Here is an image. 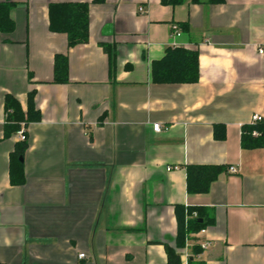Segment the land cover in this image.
<instances>
[{"label": "crops", "instance_id": "0c3cea01", "mask_svg": "<svg viewBox=\"0 0 264 264\" xmlns=\"http://www.w3.org/2000/svg\"><path fill=\"white\" fill-rule=\"evenodd\" d=\"M58 2L88 4L86 43L69 48L49 29L48 5ZM9 16L13 29L0 34V264H167L176 206L205 211L206 232L186 240L210 241L196 259L264 264V148L241 145L253 115L264 123V0H16ZM103 45L115 51L113 77ZM171 46L198 52L197 82L151 81V63ZM56 55L67 57L65 83L53 81ZM30 93L40 118L26 126L24 181L13 184L20 140L4 101L11 95L26 112ZM189 165L225 171L189 195Z\"/></svg>", "mask_w": 264, "mask_h": 264}, {"label": "trees", "instance_id": "16d2710c", "mask_svg": "<svg viewBox=\"0 0 264 264\" xmlns=\"http://www.w3.org/2000/svg\"><path fill=\"white\" fill-rule=\"evenodd\" d=\"M102 1V0H96ZM163 4L176 5L183 0H161ZM198 2L200 0H192ZM16 4V0L0 1V34L10 32L14 23L10 19L11 8ZM49 29L52 32L64 33L67 37L68 47H74L88 41L89 7L87 3L58 2L48 5ZM103 50L108 56L109 75L114 76L115 71V51L113 46L103 45ZM151 81L153 83H195L199 80L198 52L188 50L179 46L167 47L164 55L151 63ZM53 81L65 83L68 81V63L65 55H56L54 58ZM6 124H10L9 129L16 132L24 127L26 139L15 144V149L11 154L10 181L13 184L23 183V167L19 157L26 150L27 134L26 126L32 121H38L39 111L34 107L33 94L30 93L27 101V110L23 112L18 101L11 95L5 96ZM12 113H8V110ZM7 129H5L6 131ZM258 131L254 136L253 131ZM8 134V131H6ZM214 137L223 139L225 136L224 127L214 126ZM241 145L243 148H264V123H249L242 127ZM225 171L223 166L215 165H189L186 167V190L189 195L206 193L218 175ZM192 212L197 213L194 220H186V216ZM203 208L176 206L177 230L175 244L170 246L164 243L167 257V264H180V254L178 250L184 248L187 239L194 240L192 234L198 233L207 225ZM193 255L202 252L198 245L192 246ZM186 264H205L202 260L190 256Z\"/></svg>", "mask_w": 264, "mask_h": 264}, {"label": "built area", "instance_id": "2783aa9c", "mask_svg": "<svg viewBox=\"0 0 264 264\" xmlns=\"http://www.w3.org/2000/svg\"><path fill=\"white\" fill-rule=\"evenodd\" d=\"M139 10L142 11L143 9L142 8H139ZM180 33H181V31H180L179 26L177 24H172L171 25V35L172 36H178ZM257 51H258L259 54L264 55V47L259 46L258 49H257ZM261 121H263V117L260 116V115L255 114V115L252 116L250 123H257V122H261ZM151 128H152V130L154 132H159L161 130V124L158 123V122L152 123L151 124ZM252 134L254 136H257L259 133H258V131L255 130V131H253ZM16 135H17V137H18V139L20 141L25 140L26 139V136H25V133H24V127H21L19 130H17ZM168 169L170 170L171 168L169 167ZM229 171L230 172H235L236 170L232 166V167L229 168ZM196 218H197V213L196 212H192L191 214H188L186 216V220H194ZM205 232H206V229L205 228H202L199 231V233H205ZM194 244L195 245H198L200 247V249L203 251V250L207 249L210 246V241L208 239H200V240H195L191 244H185L184 250H183V252L180 255H182L183 257H185L187 259L190 256H198L200 253L199 254H196V255H189L188 254V248L190 246L194 245ZM78 256H79V258H84L85 257V254L84 253H80Z\"/></svg>", "mask_w": 264, "mask_h": 264}]
</instances>
